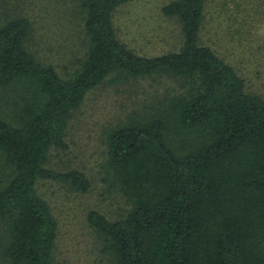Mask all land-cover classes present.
<instances>
[{"label":"trees","instance_id":"trees-1","mask_svg":"<svg viewBox=\"0 0 264 264\" xmlns=\"http://www.w3.org/2000/svg\"><path fill=\"white\" fill-rule=\"evenodd\" d=\"M131 0H77L88 50L70 77L28 47L32 23L0 24V85L25 81L15 122L0 117L1 255L8 264H54L58 221L40 180L88 191L80 170L47 166L66 150L69 119L110 75H168L181 92L159 113L109 130L108 167L132 202L111 221L88 222L113 264H264V98L249 93L236 69L201 44L206 0H173L163 13L181 20L178 51L143 56L123 43L115 10ZM171 130L189 135L175 143Z\"/></svg>","mask_w":264,"mask_h":264},{"label":"rangeland","instance_id":"rangeland-1","mask_svg":"<svg viewBox=\"0 0 264 264\" xmlns=\"http://www.w3.org/2000/svg\"><path fill=\"white\" fill-rule=\"evenodd\" d=\"M171 1L131 0L118 7L114 24L120 40L143 56L178 51L184 42L181 20L162 10ZM18 17L32 23L28 49L44 64L54 66L61 76L73 75L89 45L77 0H0V24ZM200 40L236 69L245 80L247 92L264 98V0H206ZM117 76L110 75L72 111L68 148L51 149L47 161V166L56 171L84 172L90 189L82 191L50 180L37 184L58 221L54 264H113L102 251L99 233L88 222L92 210L114 221L132 208L109 170L107 133L116 126L159 113L169 97L181 92L180 81L168 75ZM26 84L0 85V117L15 122ZM188 136L175 130L169 135L176 144ZM3 167L0 158V179ZM4 229L0 221V246ZM0 264H8L1 248Z\"/></svg>","mask_w":264,"mask_h":264}]
</instances>
